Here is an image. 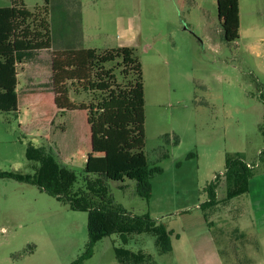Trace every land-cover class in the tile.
<instances>
[{
    "label": "rangeland",
    "instance_id": "374dc122",
    "mask_svg": "<svg viewBox=\"0 0 264 264\" xmlns=\"http://www.w3.org/2000/svg\"><path fill=\"white\" fill-rule=\"evenodd\" d=\"M212 1L67 0L69 8L62 12L54 8L56 0L51 6L23 0L34 14L31 24L50 21L55 49L71 45L63 38L102 50L120 42L134 47L142 63L145 105L136 112L143 120L107 135L98 112L90 113L88 123L86 112L59 111L51 130L35 127L31 105L22 104L21 115L0 110V264H76L87 253L88 212L72 209L41 187V148L77 175L72 191L106 173L110 161L130 162L120 164L129 167L145 160L162 169L149 178L148 197L139 192V181L125 174L111 176L107 186L115 204L172 231L171 249L161 252L149 233L131 234L128 244L114 233L98 240L81 264H119L117 247L150 255L146 264H264V135L259 129L264 38L255 47L245 39L225 41ZM9 5L11 0H0V7ZM107 67L118 72L115 62ZM75 89L71 97L77 103L91 100V94ZM40 97L49 109L50 96ZM63 125L70 138L62 134ZM80 134L76 152L64 157L63 144L72 147ZM165 134L172 142H165ZM238 155L255 166L254 174L246 193L228 198L227 160ZM216 176L217 202L202 209Z\"/></svg>",
    "mask_w": 264,
    "mask_h": 264
},
{
    "label": "trees",
    "instance_id": "16d2710c",
    "mask_svg": "<svg viewBox=\"0 0 264 264\" xmlns=\"http://www.w3.org/2000/svg\"><path fill=\"white\" fill-rule=\"evenodd\" d=\"M51 6L52 0H45ZM79 4V3H78ZM62 12L68 10L67 0H56L54 8ZM218 13L223 29L224 40L236 42L240 38V0H218ZM33 13L27 10L23 0H11V5L0 7V110L16 112L20 105L28 101L38 100L42 95H49L55 105L46 116L38 113L34 118L35 127L48 124L56 109L67 113H101L105 123L104 133L113 128L133 125L138 118L136 112L145 105V88L142 63L131 46H120L106 50L85 48L73 45L54 49L51 23L42 18L39 25L31 24ZM115 62L118 72L108 68ZM24 73L26 83L20 88L19 76ZM122 76L124 83L120 82ZM37 77L44 81L36 82ZM76 85L77 93L92 95L89 102H76L71 97L72 86ZM259 98L264 103V94ZM50 101V100H49ZM50 101V104H52ZM46 103V100H44ZM43 102V104H44ZM39 109V108H38ZM48 109V107H47ZM43 109L38 112L42 113ZM141 117V116H140ZM83 124V122H82ZM48 126V125H47ZM62 134L70 138L68 131ZM52 130V125L51 128ZM259 129L264 135V119ZM85 126L81 129L84 132ZM110 134V133H109ZM76 135L75 143L63 144V154L74 152L82 137ZM166 143L172 142L170 134H165ZM178 136H173V144H179ZM44 165L43 180L40 182L52 196L69 204L74 210L88 212V230L90 240L87 253L83 259L94 253L98 240L114 233L121 235L122 242L128 244L131 234L149 233L156 237V244L161 252L171 249L170 234L163 224L156 225L146 216L130 214L122 206L115 204L107 186V179L113 175L124 174L139 181V192L144 197L150 193L149 178L161 172L159 166L149 167L144 160L142 164L124 167L130 162L110 161L108 171L99 173L89 179L85 188L72 191L77 175L58 164L55 158L47 154L43 148ZM168 151L163 157H168ZM145 159V158H144ZM260 162L264 164V151L260 154ZM132 163V162H131ZM123 164V165H120ZM254 165L247 162L242 155L228 158L224 173L227 185V197H234L249 190V181L254 174ZM220 177L207 188L209 200L201 208L212 206L217 202V182ZM116 258L119 264H146L152 257L143 256L130 249L117 247Z\"/></svg>",
    "mask_w": 264,
    "mask_h": 264
},
{
    "label": "crops",
    "instance_id": "0c3cea01",
    "mask_svg": "<svg viewBox=\"0 0 264 264\" xmlns=\"http://www.w3.org/2000/svg\"><path fill=\"white\" fill-rule=\"evenodd\" d=\"M212 4H217L218 5V0H213ZM207 20H210L209 17V13H207L206 16ZM218 19H219V24H220V18H219V13H218ZM261 38H264V0H240V38L239 40L245 39L246 41L249 42V46L250 47H255L257 46L258 41L261 40ZM64 43H68L71 44V38H63L61 39ZM74 42V41H73ZM81 47H83L82 45H80ZM120 46H130L127 43L124 42H120L118 47ZM67 47V46H65ZM62 47V48H65ZM85 48H93V47H85ZM116 48V47H115ZM55 49V48H54ZM56 49H61V48H56ZM98 49V48H95ZM109 49V48H106ZM104 49V50H106ZM98 50H102V49H98ZM22 77V80L21 78ZM39 78H41V80H39ZM20 79V85L19 87L22 88L24 87L26 80L24 78V73H21L19 76ZM44 81V79L42 77H37L36 78V82H42ZM51 96H50V101H51ZM53 99V98H52ZM45 99H41V97H38V100H32V101H28L25 104H28L29 106H33L35 109V115L34 118L37 116V114L39 113L40 116H46V114L51 111V109H53V106L50 104L49 109H47V104L44 102ZM44 102V104H43ZM21 106H19L18 110L16 111L17 113H19L20 115L22 114V110H21ZM43 109L42 113L38 112L39 109ZM60 110L56 109L52 118L49 120L48 124L44 125V127H48L49 129L51 128L53 119L57 116V113ZM90 116V114L88 115ZM88 123H89V118L87 119ZM48 125V126H47ZM42 127V126H41ZM39 127V128H41ZM105 128V125H104ZM97 134V133H96ZM92 143V136L90 134L89 140L87 137V144L89 146H91ZM76 151L68 154V155H64V157L68 158L71 155H73Z\"/></svg>",
    "mask_w": 264,
    "mask_h": 264
},
{
    "label": "built area",
    "instance_id": "2783aa9c",
    "mask_svg": "<svg viewBox=\"0 0 264 264\" xmlns=\"http://www.w3.org/2000/svg\"><path fill=\"white\" fill-rule=\"evenodd\" d=\"M260 154H261V152H260ZM218 176H216L215 178H217Z\"/></svg>",
    "mask_w": 264,
    "mask_h": 264
}]
</instances>
